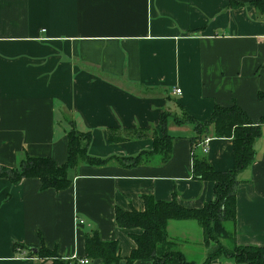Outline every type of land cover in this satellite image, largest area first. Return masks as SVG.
Here are the masks:
<instances>
[{
    "label": "crops",
    "instance_id": "1",
    "mask_svg": "<svg viewBox=\"0 0 264 264\" xmlns=\"http://www.w3.org/2000/svg\"><path fill=\"white\" fill-rule=\"evenodd\" d=\"M232 1L242 6L0 0V166L17 168L24 154L63 165L69 121L90 133L91 157L111 159L80 164L60 192L41 190L36 179H0V264H50L29 255L42 247L63 260L86 259L85 236L93 232L102 242L116 241L118 264H127L136 247L131 235L140 230L117 227L116 209L142 212L144 197H175L192 210L215 200L213 183L192 179L195 127L175 119L186 114L206 122L216 107L233 105L254 122L264 116L257 100L264 91V17L249 5L264 0ZM163 113L172 138L169 161L119 163L153 150ZM206 137L207 152L200 144L197 154L217 172L230 170L231 140L215 138L212 126ZM254 150L236 190L235 246L264 247V126ZM167 233L187 261L204 262L208 249L197 223L172 221Z\"/></svg>",
    "mask_w": 264,
    "mask_h": 264
},
{
    "label": "trees",
    "instance_id": "2",
    "mask_svg": "<svg viewBox=\"0 0 264 264\" xmlns=\"http://www.w3.org/2000/svg\"><path fill=\"white\" fill-rule=\"evenodd\" d=\"M264 17V1H254L249 4ZM242 5L230 0V8ZM257 100L264 103V91L259 92ZM167 114L160 119L161 138H155L151 152H143L136 157L121 159L119 163L135 166L145 163L149 157L157 156L162 163L169 161L171 156L172 138L166 129ZM178 124L191 123L195 127V137L191 139L193 147L192 179L214 184L215 200L206 204L202 209L192 210L183 208L176 198L170 202L155 201L144 197V210L125 212L115 211L114 221L117 227L126 230H140L139 235H131L135 249L126 259L127 264L147 261L150 264H195L185 259L183 254L174 246L168 237L167 226L172 221L195 222L202 230L203 242L213 244L207 258L201 264H224L222 257L231 256L235 264H264V247L235 246L229 253L220 245L221 241L234 242V223L236 211V190L241 183L239 176L254 162V144L261 138L264 116L257 122L252 121L238 106L229 108L216 107L210 119L197 122L186 114L182 119H175ZM67 133L66 162L58 166L49 158H30L24 154L17 168L0 166V179H6L12 184L26 179H36L41 190L65 191L71 185L70 171L80 164L101 166L111 159H98L88 154L91 135L79 132L72 121ZM213 127L217 139H229L233 147V166L226 172H217L200 155L197 146L207 139L209 127ZM230 227V228H229ZM176 245V244H175ZM216 246V248H215ZM85 258L89 261H99L100 264H118V243L116 241L102 242L97 232L86 234L84 241ZM31 257L50 262V264H78L76 260H63L54 251L45 248L38 249V254Z\"/></svg>",
    "mask_w": 264,
    "mask_h": 264
},
{
    "label": "rangeland",
    "instance_id": "3",
    "mask_svg": "<svg viewBox=\"0 0 264 264\" xmlns=\"http://www.w3.org/2000/svg\"><path fill=\"white\" fill-rule=\"evenodd\" d=\"M230 228V227H229ZM204 244V247L206 248V249H208V254H209V251H210V249H212V245L213 244H211V243H209V244H205V243H203ZM220 245H222L226 250H227V252H228V254L229 253H231V252H233V248H234V244L232 243V241H229V242H227V241H221L220 242ZM215 248H216V246H215ZM204 249V248H203ZM203 249H202V252H203ZM208 254L206 255V257H205V259L207 258V256H208ZM204 255V254H203ZM222 262L224 263V264H235L234 263V259L231 257V256H229V255H227V256H224V257H222ZM89 261V260H88ZM89 263H90V261H89Z\"/></svg>",
    "mask_w": 264,
    "mask_h": 264
},
{
    "label": "built area",
    "instance_id": "4",
    "mask_svg": "<svg viewBox=\"0 0 264 264\" xmlns=\"http://www.w3.org/2000/svg\"><path fill=\"white\" fill-rule=\"evenodd\" d=\"M174 93H175L176 95H180L181 91L178 90V89H176V90L174 91ZM208 141H209L208 139H205V141L202 143V147H203L202 150H203V153H206L207 150H208ZM78 223H79V225H82L84 222H83V221H79ZM73 260H76V261L78 262V264H89V261H88L87 259L77 260V259L73 258Z\"/></svg>",
    "mask_w": 264,
    "mask_h": 264
},
{
    "label": "water",
    "instance_id": "5",
    "mask_svg": "<svg viewBox=\"0 0 264 264\" xmlns=\"http://www.w3.org/2000/svg\"><path fill=\"white\" fill-rule=\"evenodd\" d=\"M31 252L33 253V254H38V250L37 249H31Z\"/></svg>",
    "mask_w": 264,
    "mask_h": 264
}]
</instances>
